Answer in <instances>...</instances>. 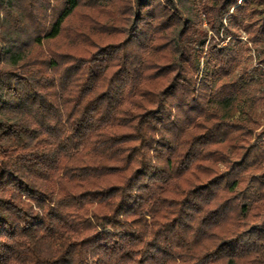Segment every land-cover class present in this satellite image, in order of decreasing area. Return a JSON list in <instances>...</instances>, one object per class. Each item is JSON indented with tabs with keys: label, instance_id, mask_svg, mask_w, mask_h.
<instances>
[{
	"label": "trees",
	"instance_id": "trees-1",
	"mask_svg": "<svg viewBox=\"0 0 264 264\" xmlns=\"http://www.w3.org/2000/svg\"><path fill=\"white\" fill-rule=\"evenodd\" d=\"M0 264H264V0H0Z\"/></svg>",
	"mask_w": 264,
	"mask_h": 264
},
{
	"label": "rangeland",
	"instance_id": "rangeland-1",
	"mask_svg": "<svg viewBox=\"0 0 264 264\" xmlns=\"http://www.w3.org/2000/svg\"><path fill=\"white\" fill-rule=\"evenodd\" d=\"M242 43L244 44V38L242 39ZM240 55H241V66H240V70H246L248 72L249 75H254L255 76V64H254V55H253V50L250 51L249 54L244 53V49L242 48L240 50ZM256 79V78H254ZM256 89V86L252 85L251 89Z\"/></svg>",
	"mask_w": 264,
	"mask_h": 264
}]
</instances>
